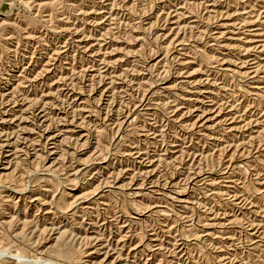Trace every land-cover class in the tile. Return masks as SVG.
Returning <instances> with one entry per match:
<instances>
[{
	"label": "rangeland",
	"instance_id": "1",
	"mask_svg": "<svg viewBox=\"0 0 264 264\" xmlns=\"http://www.w3.org/2000/svg\"><path fill=\"white\" fill-rule=\"evenodd\" d=\"M0 264H264V0H0Z\"/></svg>",
	"mask_w": 264,
	"mask_h": 264
}]
</instances>
